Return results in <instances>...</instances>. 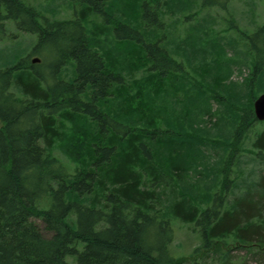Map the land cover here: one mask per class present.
Listing matches in <instances>:
<instances>
[{
    "label": "trees",
    "instance_id": "16d2710c",
    "mask_svg": "<svg viewBox=\"0 0 264 264\" xmlns=\"http://www.w3.org/2000/svg\"><path fill=\"white\" fill-rule=\"evenodd\" d=\"M74 1L72 18L49 20L27 0H0V39L8 20L36 35L29 54L0 68V264H201L170 253L174 219L195 225L202 258L218 253L227 264L232 245L264 257V174L233 172L257 123L252 103L264 92V25L252 34L236 28L253 54L242 86L220 61L224 49L235 48L227 36L206 42L193 34H208V23L198 22L179 46L183 53L173 54L159 1L152 8L142 0L147 34L118 20L112 33L122 46L108 54L116 64L105 71L95 40L103 30L89 19L109 18V0ZM168 1L162 5L173 13L191 8ZM39 53L45 73L28 61ZM129 53L131 64L135 57L146 64L144 83L124 80ZM150 104L168 108L169 119L145 113ZM254 136L253 158L262 162L264 128Z\"/></svg>",
    "mask_w": 264,
    "mask_h": 264
},
{
    "label": "rangeland",
    "instance_id": "374dc122",
    "mask_svg": "<svg viewBox=\"0 0 264 264\" xmlns=\"http://www.w3.org/2000/svg\"><path fill=\"white\" fill-rule=\"evenodd\" d=\"M151 1L150 6L155 8L154 3L159 1L161 6L159 10L160 19L163 22L165 31H159V37L161 38V33H168L167 40H170L169 34L172 33V37L175 38V43L168 44L169 50L174 54H182L183 50L180 49L181 42H184V38H190L193 33V26H195L198 22L206 21L208 23L207 27V35L198 34L197 32L193 33L195 36H203L206 42L219 41L224 37V41H231L232 45L235 48L227 47L225 50L224 57L220 59L222 62H228L229 67L232 69V74L230 80L234 82H238L240 85H245V81H243L252 71L251 61L253 59V54L248 51L249 42L244 41L240 38L239 33L236 32L237 29L241 31H247L248 34H252L258 27L264 25V0H220L221 2H225V6L220 7L217 5L214 6H205L203 7L202 0H184L187 4L191 6L188 10L186 9L180 13H173L171 11L172 6H163L165 2L172 3L168 0H149ZM32 6H34L39 15L48 18L49 20H66L73 17V12L75 9H79L77 3L74 0H27ZM178 2V1H175ZM142 3V0H109L105 8L108 10L110 8V17H106L103 15H91L89 22L92 26H97L98 28H102L103 32L101 35L97 36L96 44H98V48L100 52H103L106 55L105 58V71H107V67L111 68L113 66L112 63L115 62L116 59H109L108 54L111 52H116L119 48H121V44H119L118 40H116L114 34L112 33V29L118 25V20H126L127 18L131 22V24L139 27L144 34H147L148 29L144 30V25H141V13L139 4ZM171 5V4H170ZM189 16V17H188ZM188 17V18H187ZM234 18L235 24L230 26L231 18ZM145 28V27H144ZM237 28V29H236ZM6 35L1 37L0 39V68L5 64L9 63L15 57H25L33 48V45L36 41V35L33 33H28L24 31H20L16 28L15 23L12 20L6 21ZM169 31V32H167ZM10 34H15L13 38H10ZM186 36V37H185ZM261 36L256 38V43L259 48H262V41L260 40ZM89 39V38H88ZM98 40V42H97ZM167 42V41H166ZM162 44V41H161ZM206 44V43H205ZM134 45V44H133ZM135 46V45H134ZM235 49V50H234ZM113 50V51H112ZM127 57L124 59L125 62L122 64L123 76L124 80L128 83H132V80H135L136 83H144L139 82L140 79H143L145 73V66H139L141 62L136 59L132 61H136V63L131 64V54H126ZM139 55H143L140 53ZM46 55L43 53L31 54L29 56L28 61H30L33 57H39V62H34L35 68L37 70H41L44 72L43 68L39 67V65H44L47 61L45 58ZM120 58V56H119ZM111 60V61H109ZM128 60V61H127ZM209 62V59H207ZM138 63V64H137ZM195 63V62H194ZM134 64V67H133ZM196 64V63H195ZM136 65V66H135ZM116 66V65H115ZM132 68V69H131ZM45 73V72H44ZM199 78V76H198ZM210 75H205V81L210 80ZM187 88H183L182 91L178 94L179 97L184 95ZM259 95V94H258ZM257 95V96H258ZM256 96V98H257ZM255 98V99H256ZM171 98L165 99V102L169 103ZM254 99V100H255ZM254 102V101H253ZM147 103V102H146ZM212 103V111H218L221 106L211 101ZM156 104V102H155ZM155 104L153 106H148L146 108H150L145 113H149L159 122L162 123L166 118L169 117L168 112L170 110L162 109L161 111L157 108ZM253 104V103H252ZM218 108V109H217ZM216 109V110H215ZM177 113H174L173 116L176 118ZM215 119V117H214ZM257 120V119H256ZM172 127V126H171ZM264 128V121H258L252 126V130L249 131V134L242 143L244 151H241V159L237 158L235 160V166H233V172L238 177H245L248 172L253 169L251 177H257L261 174H264V161L260 162L258 159L253 158L254 155L252 153L251 141L255 137L254 134L257 131H260ZM56 155L67 162L68 159L64 157L58 149L55 151ZM211 154V153H210ZM211 156L215 157L214 154ZM249 160H248V158ZM247 158V159H246ZM248 160V161H247ZM247 162V163H246ZM237 164L239 165V169L237 168ZM70 168H73V164H70ZM47 198L42 199L41 205L47 204ZM36 223L39 225L40 229L44 233V235H48L44 230L43 225L40 220H36ZM228 241V242H226ZM226 241H221V246L226 248L231 245L234 240L230 237ZM202 246L200 236L198 234L197 228L192 223L181 222L179 220H173V238L172 243L170 244L169 251L172 255L179 258H186L189 261L192 259L198 260L201 264H220V255L218 253L208 254L204 258L202 255H199L198 249ZM232 249L230 251V259L227 264H264V257L255 254H248L244 249H238L234 245L229 247ZM71 260V258H68Z\"/></svg>",
    "mask_w": 264,
    "mask_h": 264
},
{
    "label": "water",
    "instance_id": "95a60500",
    "mask_svg": "<svg viewBox=\"0 0 264 264\" xmlns=\"http://www.w3.org/2000/svg\"><path fill=\"white\" fill-rule=\"evenodd\" d=\"M39 57H33L31 62H39ZM253 114L258 121H264V92L253 102Z\"/></svg>",
    "mask_w": 264,
    "mask_h": 264
},
{
    "label": "bare ground",
    "instance_id": "6f19581e",
    "mask_svg": "<svg viewBox=\"0 0 264 264\" xmlns=\"http://www.w3.org/2000/svg\"><path fill=\"white\" fill-rule=\"evenodd\" d=\"M259 95H260V94H259ZM259 95H258V96H259ZM258 96H257V97H258ZM255 100H256V99H255ZM255 100H254V101H255Z\"/></svg>",
    "mask_w": 264,
    "mask_h": 264
}]
</instances>
